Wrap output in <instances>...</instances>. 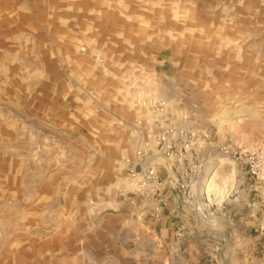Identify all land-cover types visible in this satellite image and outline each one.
I'll return each instance as SVG.
<instances>
[{"label":"rangeland","instance_id":"obj_1","mask_svg":"<svg viewBox=\"0 0 264 264\" xmlns=\"http://www.w3.org/2000/svg\"><path fill=\"white\" fill-rule=\"evenodd\" d=\"M169 124L172 148L198 138L197 169L169 165L185 198L264 264V0H0V264L101 257L102 215L143 200L135 148Z\"/></svg>","mask_w":264,"mask_h":264},{"label":"crops","instance_id":"obj_2","mask_svg":"<svg viewBox=\"0 0 264 264\" xmlns=\"http://www.w3.org/2000/svg\"><path fill=\"white\" fill-rule=\"evenodd\" d=\"M161 176L160 212H153V197L142 202L139 197H131L126 212L120 211L123 202L115 201L117 210L103 214L99 220L102 255L85 264H223L227 258L218 250L224 248L227 254L235 253L227 264H248L247 250L253 247L248 246L247 238L236 235L232 243L222 244L220 240L228 235L230 227L226 228L213 213L203 212L200 197L185 198L183 183L176 182L172 167L163 164ZM254 259L257 261V257H251V261Z\"/></svg>","mask_w":264,"mask_h":264},{"label":"built area","instance_id":"obj_3","mask_svg":"<svg viewBox=\"0 0 264 264\" xmlns=\"http://www.w3.org/2000/svg\"><path fill=\"white\" fill-rule=\"evenodd\" d=\"M154 107L157 108L159 112H163L165 109V101L160 100L153 103ZM185 120L187 117H183ZM177 132L174 126L166 125L165 128L155 134H148L145 136L143 144L138 145L135 148L134 154L130 161V168L127 172L128 181L132 184L135 194L142 197L143 200H149V198L154 197L156 200V205L153 209L154 213H159L161 205L163 202V177L161 176V170H163V158L164 163L167 165H178L183 163L187 158L192 161V167L198 168L199 164L197 162L199 148H194L198 141V138L194 137L192 134L188 139L187 132L179 130V134L186 138L185 142L178 148H172L171 137ZM153 148L160 155L162 162L159 164H150L148 159L151 151V143ZM156 153V154H157ZM185 174V173H183ZM172 184V182H170ZM199 208V207H198Z\"/></svg>","mask_w":264,"mask_h":264}]
</instances>
